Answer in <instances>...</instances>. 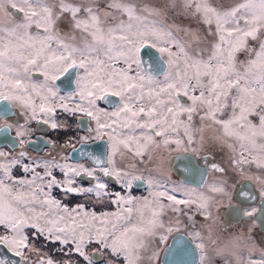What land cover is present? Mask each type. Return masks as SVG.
<instances>
[{
  "label": "snow or ice",
  "instance_id": "snow-or-ice-1",
  "mask_svg": "<svg viewBox=\"0 0 264 264\" xmlns=\"http://www.w3.org/2000/svg\"><path fill=\"white\" fill-rule=\"evenodd\" d=\"M0 102V264H264V0H0Z\"/></svg>",
  "mask_w": 264,
  "mask_h": 264
},
{
  "label": "flooded vegetation",
  "instance_id": "flooded-vegetation-1",
  "mask_svg": "<svg viewBox=\"0 0 264 264\" xmlns=\"http://www.w3.org/2000/svg\"><path fill=\"white\" fill-rule=\"evenodd\" d=\"M40 127V130L36 133V135H39V136H47L48 133H49V130L47 129L46 126H39ZM82 132H84V130L81 129ZM220 159V156L217 155L215 157V160L216 161H219ZM193 160V165L194 167L197 169L195 171V182L198 181L200 179V172L203 170V167H204V161L197 158V157H193L192 158ZM193 175V174H192ZM174 180L180 182V181H183L185 183H189L191 184L192 186H196L195 185V182H188V181H185L182 179V177H180L179 175H177L175 172H173V177H172ZM133 194L136 195V196H140V195H146L147 194V190L145 187H141L139 189H134L133 190ZM233 223H235V221H233ZM171 237L169 238V240L164 244V245H161V249H163L170 241ZM161 255H162V251H161Z\"/></svg>",
  "mask_w": 264,
  "mask_h": 264
},
{
  "label": "water",
  "instance_id": "water-1",
  "mask_svg": "<svg viewBox=\"0 0 264 264\" xmlns=\"http://www.w3.org/2000/svg\"><path fill=\"white\" fill-rule=\"evenodd\" d=\"M0 106H3V102H0ZM81 129L84 130V127H81ZM74 155H76L77 157L79 156L78 153H76ZM177 171H179L180 174H177L176 171H174V172L177 175H179L180 177H182L183 180L188 181V182H195V179H196L195 172H193V173L185 172V171H183L182 166L180 168H178ZM171 242H172V240L170 239L168 244H170ZM161 258H162V261L164 262V264H166V261H167L168 257H167V254L164 253L163 251H162Z\"/></svg>",
  "mask_w": 264,
  "mask_h": 264
},
{
  "label": "rangeland",
  "instance_id": "rangeland-1",
  "mask_svg": "<svg viewBox=\"0 0 264 264\" xmlns=\"http://www.w3.org/2000/svg\"><path fill=\"white\" fill-rule=\"evenodd\" d=\"M50 131V130H49ZM73 132L74 133H76V134H79V135H83V134H85V132H82L81 131V127H77L76 126V124H75V122L73 121ZM49 134V133H48ZM69 134H71V133H69ZM51 135L53 136V138H55V136H56V133H51ZM64 138H66V137H61V139H64ZM202 219V218H201ZM167 242V241H166ZM166 242H164V244L166 243ZM164 244H162V245H164ZM160 247H161V245H160ZM215 264H221V261L220 260H217L216 262H215Z\"/></svg>",
  "mask_w": 264,
  "mask_h": 264
},
{
  "label": "clouds",
  "instance_id": "clouds-1",
  "mask_svg": "<svg viewBox=\"0 0 264 264\" xmlns=\"http://www.w3.org/2000/svg\"><path fill=\"white\" fill-rule=\"evenodd\" d=\"M221 257L219 255L216 256V260H220Z\"/></svg>",
  "mask_w": 264,
  "mask_h": 264
}]
</instances>
